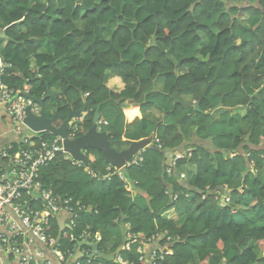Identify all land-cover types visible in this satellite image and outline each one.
<instances>
[{
    "label": "trees",
    "instance_id": "obj_1",
    "mask_svg": "<svg viewBox=\"0 0 264 264\" xmlns=\"http://www.w3.org/2000/svg\"><path fill=\"white\" fill-rule=\"evenodd\" d=\"M0 30V57L10 62L4 83L37 97L57 89L63 119L84 104V132L102 103L112 144L149 142L142 160L121 170L125 179L114 166L98 179L109 164L97 149L87 150L86 164L62 152L42 166L44 188L90 206L74 227L52 221L62 251L89 248L70 239L88 228L116 257L86 255L83 264H140L139 234L169 251L157 264H264V0H0ZM107 72L122 76L117 91ZM177 99L199 101L202 112ZM155 106L162 121L141 117ZM21 148L18 140L7 152ZM175 153L184 155L173 165ZM224 192L228 203L217 199ZM129 235L137 240L128 250Z\"/></svg>",
    "mask_w": 264,
    "mask_h": 264
},
{
    "label": "built area",
    "instance_id": "obj_2",
    "mask_svg": "<svg viewBox=\"0 0 264 264\" xmlns=\"http://www.w3.org/2000/svg\"><path fill=\"white\" fill-rule=\"evenodd\" d=\"M8 66L10 62L0 57V75ZM29 95V90L25 86L11 87L0 77V105L9 115L14 131L21 135L19 141L22 146L14 155L7 152V148L11 147L8 146L1 155L6 162L3 167H0V257L9 253L15 258V264H54L48 255L51 251L56 261L61 264H83V256L91 257V247L80 248L75 244L72 248L62 251L60 244L56 243L50 231V226L61 211H66L70 215L69 224L74 227L90 206L82 199H76L71 195L59 196L52 189L44 188L39 181L42 166H46L65 150L62 138L59 136L49 141L36 138L34 134L28 132L30 129L25 124L27 107L31 106L35 112L39 111V106ZM102 123L107 124L106 121H101L100 124ZM81 132H83L82 120L78 118L71 122L68 137L74 139ZM35 141L39 142L37 148ZM141 160L140 153L132 163H138ZM81 163L83 162L78 161V164ZM107 170L108 173L103 177L99 176L98 179L109 178L113 173L112 166H109ZM88 172L95 175L91 170ZM116 173L121 179H125L121 169H117ZM181 177L184 178L185 174L182 173ZM217 199L224 203L230 202V196L227 193L218 196ZM34 203L42 208L34 209ZM128 237L131 238L123 247L129 250L134 237L131 235ZM70 239L71 241L80 239L96 242L101 237L98 233L92 234L87 228L78 238L71 234ZM137 251L141 254L140 264H157L158 260L169 253L166 248L153 249L146 253L142 246ZM80 252L82 255L79 257L77 253ZM117 261L123 262L121 257H118ZM0 264H3L1 258Z\"/></svg>",
    "mask_w": 264,
    "mask_h": 264
},
{
    "label": "water",
    "instance_id": "obj_3",
    "mask_svg": "<svg viewBox=\"0 0 264 264\" xmlns=\"http://www.w3.org/2000/svg\"><path fill=\"white\" fill-rule=\"evenodd\" d=\"M29 97L34 102L40 104L41 109L39 114H36L32 111L31 106L27 107L25 124L34 132L48 131L61 137L64 150L75 160L82 161L86 164L88 162L87 150L97 149L101 151L108 164L116 167L117 169H123L126 166V161L134 158V153H136L139 149H144L149 146V142L134 141L131 142V146L128 149L122 151L117 150L110 141L108 132L103 129H99L102 103H99L94 111L92 121L93 124L89 130L74 139H70L68 137L70 123L75 118L79 117L83 111H85L86 106L83 104V106L77 110L70 108L66 118L62 119L59 107H57L55 114L50 116L45 106V100H47V98H56V95L51 92L50 87L44 97L40 98L34 95H29ZM175 102L181 104L185 109L193 108L197 112H202L199 101L194 102L177 99ZM222 106L223 103L221 102L215 107V109L221 108ZM59 238L60 237L56 239V243L59 242ZM81 244L88 245L92 248L91 257L98 256L108 261L115 260L116 253L109 254L101 251L99 248V242H89L88 240H83L81 241Z\"/></svg>",
    "mask_w": 264,
    "mask_h": 264
},
{
    "label": "crops",
    "instance_id": "obj_4",
    "mask_svg": "<svg viewBox=\"0 0 264 264\" xmlns=\"http://www.w3.org/2000/svg\"><path fill=\"white\" fill-rule=\"evenodd\" d=\"M83 23L80 22V26H82ZM41 52L44 53H52L50 49L43 47L41 50ZM182 72H184V69L181 70ZM113 75V73L111 72H107V80L109 79V77ZM164 75L160 74L156 81H155V87L158 90H162L164 87ZM110 88V87H109ZM111 89L113 91H117L118 87H111ZM51 92L54 93L56 95V98H51L50 101L51 102V107L48 109L50 115H54L56 112V103L55 100L59 97V93L57 89H51ZM125 105L128 104V102L124 103ZM264 104V101H263ZM141 117L145 118V119H149V120H153V121H162L164 118V113L163 111L158 107L155 106L153 107L151 110L147 111L145 114H143ZM191 137V136H190ZM21 138V135H19L18 133H16L13 129L12 123H11V119L9 117V115L7 114V112L5 111V109L0 105V167L4 166V159L2 158V152L5 148H7L8 146H11L12 143L17 142L19 139ZM195 139L194 136H192L189 141H193ZM113 146L119 150H126L131 146L130 142L127 141H120V142H116L113 144ZM205 146L206 147H211V150H214V148H212V146L210 145V142L205 141ZM141 153V149H139L136 153L133 154V159L132 160H128L126 161V166L130 163H132L134 161V159ZM127 189L129 191H131L133 196H136V200L140 203H144L145 198L139 197L137 194V191L135 190L133 183H131L130 181L127 184ZM69 213L66 211H61L58 215L57 218V222L58 225L60 227V229H65L68 228L70 226L69 224ZM112 231H113V241L116 238V233H115V229L112 226ZM136 238L138 237L140 244L143 245V249L146 253L151 252L153 249H163L160 247L159 242L157 241L156 238H150L148 240H144V236L142 234H139L138 236H135ZM131 237L128 238V240ZM136 238H132L131 240V244H130V248L132 246V243L134 241H136ZM136 239V240H134ZM111 245V243H110ZM49 257H51V259L53 260L54 264H61L59 262L56 261V258L54 257V255L52 254L51 251L48 252ZM77 255L80 257L82 255V253H77ZM1 261L3 262V264H15V258H13V256L9 253H5L3 256L0 257Z\"/></svg>",
    "mask_w": 264,
    "mask_h": 264
},
{
    "label": "clouds",
    "instance_id": "obj_5",
    "mask_svg": "<svg viewBox=\"0 0 264 264\" xmlns=\"http://www.w3.org/2000/svg\"><path fill=\"white\" fill-rule=\"evenodd\" d=\"M2 37H3V35L1 34V30H0V40L2 39ZM9 67V66H8ZM7 68V67H6ZM5 68V69H6ZM4 69V70H5ZM0 77H1V75H0ZM122 81H123V78H122V76H120L119 74H113V75H111L110 77H109V79L106 81V85L108 86V87H119L121 84H122ZM47 94V93H46ZM31 95V94H30ZM41 98V97H40ZM48 99V98H47ZM187 101H191V100H187ZM195 102V101H194ZM35 104H37L38 106H39V111L38 112H35V111H33V109H32V111L34 112V113H36V114H39V112H40V109H41V106H40V104H38V103H36V102H34ZM32 108V107H31ZM26 115H27V110H26ZM25 118H26V116H25ZM81 119V115L79 116V117H77V118H75L74 120H76V119ZM63 119V118H62ZM73 120V121H74ZM82 120V119H81ZM101 121H102V119H101ZM72 122V121H71ZM12 123V122H11ZM71 124V123H70ZM100 125H102V124H100L99 123V129H102V126H100ZM13 126V125H12ZM28 127V126H27ZM101 127V128H100ZM29 128V127H28ZM14 129V128H13ZM30 129V128H29ZM28 132L29 133H32V134H34L35 136L34 137H36V138H39L38 137V135L36 134L37 132H34V131H32L31 129L30 130H28ZM51 133V132H50ZM84 133V130H83V132H81V134H83ZM81 134H79V135H81ZM78 135V136H79ZM56 136V135H55ZM57 137V136H56ZM66 152V151H65ZM64 152V153H65ZM184 154L183 153H175L174 154V156H173V158H172V164L173 165H175L176 164V160L178 159V158H181L182 156H183ZM84 163V162H83ZM109 166H112V165H110L109 164ZM126 167V166H125ZM124 169V168H123ZM123 169H121V170H123ZM182 173H184L185 174V172H182ZM182 173H180V179H183L182 177H181V174ZM185 178V177H184ZM225 193H227V194H229L228 192H224V193H220L219 194V196H221L222 194H225ZM219 200V199H218ZM220 202H221V200H219ZM56 239V238H55ZM100 241V240H99ZM99 241H96V242H99ZM59 243V242H58ZM124 246V245H123ZM92 249V248H91Z\"/></svg>",
    "mask_w": 264,
    "mask_h": 264
},
{
    "label": "rangeland",
    "instance_id": "obj_6",
    "mask_svg": "<svg viewBox=\"0 0 264 264\" xmlns=\"http://www.w3.org/2000/svg\"><path fill=\"white\" fill-rule=\"evenodd\" d=\"M110 32H112V30H106V31H104V35L107 37V36H109ZM263 108H264V105H263Z\"/></svg>",
    "mask_w": 264,
    "mask_h": 264
}]
</instances>
